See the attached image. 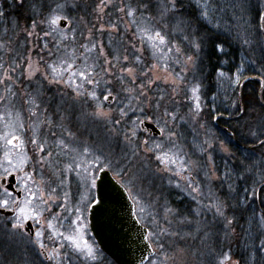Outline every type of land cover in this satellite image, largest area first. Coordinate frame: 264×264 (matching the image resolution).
<instances>
[{"label": "snow or ice", "instance_id": "1", "mask_svg": "<svg viewBox=\"0 0 264 264\" xmlns=\"http://www.w3.org/2000/svg\"><path fill=\"white\" fill-rule=\"evenodd\" d=\"M93 219L264 264V0H0V264H113Z\"/></svg>", "mask_w": 264, "mask_h": 264}, {"label": "water", "instance_id": "2", "mask_svg": "<svg viewBox=\"0 0 264 264\" xmlns=\"http://www.w3.org/2000/svg\"><path fill=\"white\" fill-rule=\"evenodd\" d=\"M128 209L125 207L124 212L127 213ZM94 231L91 233L95 243L103 250L104 255L110 260L115 261V257L112 256L113 252H116V242L110 231L106 228L99 227L95 219L92 221ZM131 225V220H129ZM122 264H129L131 260H136L138 264L139 252H136L135 256H129L127 253H118Z\"/></svg>", "mask_w": 264, "mask_h": 264}, {"label": "flooded vegetation", "instance_id": "3", "mask_svg": "<svg viewBox=\"0 0 264 264\" xmlns=\"http://www.w3.org/2000/svg\"><path fill=\"white\" fill-rule=\"evenodd\" d=\"M221 127H224V125L221 124Z\"/></svg>", "mask_w": 264, "mask_h": 264}, {"label": "trees", "instance_id": "4", "mask_svg": "<svg viewBox=\"0 0 264 264\" xmlns=\"http://www.w3.org/2000/svg\"><path fill=\"white\" fill-rule=\"evenodd\" d=\"M223 125V124H222ZM114 264V263H113Z\"/></svg>", "mask_w": 264, "mask_h": 264}]
</instances>
